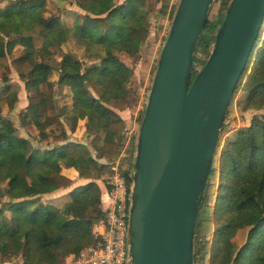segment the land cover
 Listing matches in <instances>:
<instances>
[{
    "label": "trees",
    "instance_id": "16d2710c",
    "mask_svg": "<svg viewBox=\"0 0 264 264\" xmlns=\"http://www.w3.org/2000/svg\"><path fill=\"white\" fill-rule=\"evenodd\" d=\"M156 1L74 0L83 13L73 21V38L94 63L87 66L66 53L60 64L61 82L73 94L72 111L76 119L85 121L89 143L71 139L62 126L49 80L51 65L37 60L38 55L51 54V44L68 41L71 30L60 16L44 17V0H18L0 7V24L9 29L7 37L0 31V59L16 45L25 48L12 62L29 91L21 120L38 130V142L53 135L52 144L34 145L12 119L4 118L0 97L1 256H22L24 264H68L96 242L93 227L106 219L101 183L114 173L112 164L121 155L126 132L125 120L110 103L129 100L132 104L134 92L129 85L135 69L123 56L140 54L150 32L148 18L154 11L150 6ZM221 1L226 13L231 0ZM223 19L216 24L209 20L205 26L193 78L199 72L197 64L202 68L206 63ZM36 28L45 33L42 47L31 34ZM240 90L244 111L264 108V25L234 98ZM226 129L225 122L223 135ZM133 163L131 159L124 172L129 181ZM75 178L87 182L72 191L70 199L58 204L43 201L44 196L71 187ZM241 230H246V236L236 247L234 238ZM194 264H264L263 112L238 129L234 138L224 144L219 139L199 210Z\"/></svg>",
    "mask_w": 264,
    "mask_h": 264
},
{
    "label": "water",
    "instance_id": "95a60500",
    "mask_svg": "<svg viewBox=\"0 0 264 264\" xmlns=\"http://www.w3.org/2000/svg\"><path fill=\"white\" fill-rule=\"evenodd\" d=\"M214 2L180 0L162 46L130 175L127 264H194L216 148L264 25V0H231L193 78Z\"/></svg>",
    "mask_w": 264,
    "mask_h": 264
},
{
    "label": "rangeland",
    "instance_id": "374dc122",
    "mask_svg": "<svg viewBox=\"0 0 264 264\" xmlns=\"http://www.w3.org/2000/svg\"><path fill=\"white\" fill-rule=\"evenodd\" d=\"M18 0H0V7H7L12 5ZM121 1V0H118ZM173 1L172 7L169 6L168 0H157L156 2H152L151 6L154 11L150 12L148 22H149V31L151 28L157 29V33H162L164 31V35L162 38L163 43L165 41L166 36L169 33L171 28V23L173 17L171 16V10L177 9L180 0H170ZM229 1V0H227ZM45 8H44V17L45 18H52L56 16H60L71 33L68 35V41H66L62 45H55L54 43L51 44V54L50 55H38V61H44L51 65V72L49 80L53 82L54 89H55V96H56V103L57 109L61 113V124L62 126L69 132L71 139L89 143L91 138L85 132V121L78 120L75 118V114L72 111L73 107V94L70 88L64 85L61 80L64 78L63 73L60 69V64L62 61L63 56L66 53H71L75 58L80 59L83 63L87 66L94 63L93 58L89 56L87 50L78 45L76 40L73 38L74 31L73 29V21L78 14H82L83 11L75 4L74 0H44ZM166 11L163 10L164 7L167 5ZM162 7V8H161ZM171 7V8H170ZM225 3L221 0H215L210 15L209 20L213 21L214 24L217 23L219 18L224 17V10H225ZM175 9V12H176ZM170 10L169 16L166 21V25L163 26L166 19L161 18V16L166 15ZM151 11V10H150ZM0 31L4 34V36H9V29L5 26L0 24ZM33 36L36 37V44L38 47L43 46V37L45 33L41 31L40 28H36L32 33ZM41 36V37H40ZM163 46V45H162ZM162 50V48H161ZM94 51L99 52L103 55L102 49L100 47H95ZM25 53V48L22 45H16L13 51L7 54L4 58L0 59V97L4 101L2 104V115L4 118H10L14 121L15 126L19 130V133L27 138H29L33 144H40V146H45V144H52L53 135L46 137L43 142H38L40 140L39 132L33 125H27L22 122L21 120V113L26 109L29 104L28 96L29 91L26 88L25 82L22 81L17 73L16 69L14 68L12 62L14 59L22 56ZM160 53V52H159ZM144 56L143 54H139L136 57H128L123 56L124 60H127L129 64H136L137 60ZM199 57L204 58L205 54H199ZM157 68V66H155ZM155 68V70H156ZM197 70H201V65L197 64ZM155 71L152 74L151 81L148 82L149 88H151L153 79H154ZM135 81L132 80L131 84L129 85L131 90L134 92V96L131 97V101L128 100V105L130 107L126 108L131 110V122L126 124V132L124 134L123 143L124 148L122 150L123 153L126 154V161L131 164V159L135 157L136 146L138 142V133L140 129V124L142 117L144 115L145 110V103L148 100L149 90L142 95L141 97L137 84L134 83ZM143 85V83H142ZM148 93V94H147ZM244 92L240 90L234 98V102L231 105L226 119L227 129L226 134H221L223 144L226 139L234 138V135L238 129H242L243 127H247L255 114H260L261 112L264 113V108L262 110H249L244 111ZM142 100V102L140 101ZM123 101V102H122ZM125 100H118L112 101L110 104L113 108L116 109H125L124 102ZM139 101L141 102V107L139 108ZM130 102V103H129ZM144 110H141V108ZM72 127H75V131L71 132ZM220 137V138H221ZM121 152V154H122ZM121 156V155H120ZM120 158V157H119ZM116 161V160H115ZM114 161V162H115ZM129 164V165H130ZM75 176L76 174H70ZM106 177V176H105ZM109 176H107L108 178ZM81 181H86L83 179L75 178V183L66 189L59 190L54 192L50 195H46L43 197L44 202H52L55 204L61 203L62 201L68 200L71 198L72 191L79 189L84 183ZM3 200H5L3 198ZM246 230H241L234 238V242L236 247L241 245L245 239ZM0 264H24L22 256H7L3 257L0 255Z\"/></svg>",
    "mask_w": 264,
    "mask_h": 264
},
{
    "label": "built area",
    "instance_id": "2783aa9c",
    "mask_svg": "<svg viewBox=\"0 0 264 264\" xmlns=\"http://www.w3.org/2000/svg\"><path fill=\"white\" fill-rule=\"evenodd\" d=\"M120 157L113 162L114 173L104 184L108 205L104 207L105 221L93 227L96 242L68 264H127L132 183L124 173L129 169L126 154L122 152Z\"/></svg>",
    "mask_w": 264,
    "mask_h": 264
},
{
    "label": "crops",
    "instance_id": "0c3cea01",
    "mask_svg": "<svg viewBox=\"0 0 264 264\" xmlns=\"http://www.w3.org/2000/svg\"><path fill=\"white\" fill-rule=\"evenodd\" d=\"M168 3L170 4L169 6L172 7L173 1L171 2L170 0H168ZM169 13H170V10L168 11V13H166V15L161 16V18L166 19L163 26L166 25V21H167V18L169 16ZM163 35H164V31L162 33H157V29H155L154 27L151 28L146 42L141 47L140 54H143L144 56L140 57L137 60L136 64H130V66L134 67V69H135L132 80H134L136 82V83L134 82L135 84H137V82L139 83L138 88H139V93H140L141 97H143L142 95H144V93H146V91L151 89L147 86H148V82L151 81L152 73L156 68L155 66L158 65V60H159L161 48L163 45V39H164V38H162ZM142 83H143V85H142ZM140 101L142 102V100H140ZM140 101H139V108L138 109H140V107L142 106ZM124 102H125L124 103L125 109H116V111L122 116V118L125 120L126 124H128L129 122H131V110L126 109L130 106L128 105L127 101H124ZM146 103L144 105L145 108H146ZM141 110H144V108L142 107ZM144 112H145V110H144ZM81 182L86 183L87 181H81ZM101 189H102L103 207H106L108 205V198H107L106 194L104 193V185L102 183H101Z\"/></svg>",
    "mask_w": 264,
    "mask_h": 264
}]
</instances>
